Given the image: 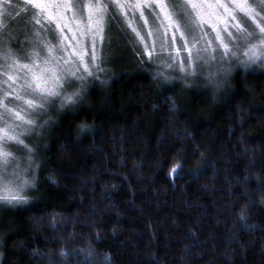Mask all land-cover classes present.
Here are the masks:
<instances>
[{
  "label": "trees",
  "instance_id": "1",
  "mask_svg": "<svg viewBox=\"0 0 264 264\" xmlns=\"http://www.w3.org/2000/svg\"><path fill=\"white\" fill-rule=\"evenodd\" d=\"M130 59L53 115L27 203L0 205L1 263L264 264V71L213 94Z\"/></svg>",
  "mask_w": 264,
  "mask_h": 264
},
{
  "label": "snow or ice",
  "instance_id": "2",
  "mask_svg": "<svg viewBox=\"0 0 264 264\" xmlns=\"http://www.w3.org/2000/svg\"><path fill=\"white\" fill-rule=\"evenodd\" d=\"M145 8L153 15L152 27ZM115 9L135 33L141 57L158 61L164 70L157 75L165 81L177 69L186 77L210 68L218 51L222 61L264 66V0H0V18L31 16L40 27L23 56L9 45L10 35L0 34V203H27L23 193L34 186L29 170L34 173L39 164L26 138L42 127L36 118L56 99L61 107L76 103L80 90L67 89L79 81L82 90L88 77L104 71L98 44ZM136 12L146 32L134 24ZM0 26L7 28L2 21ZM216 76L208 71L206 79L213 83ZM74 251L85 253L86 262L94 255L90 245ZM70 254L60 253L65 259ZM101 264H110V257Z\"/></svg>",
  "mask_w": 264,
  "mask_h": 264
},
{
  "label": "rangeland",
  "instance_id": "3",
  "mask_svg": "<svg viewBox=\"0 0 264 264\" xmlns=\"http://www.w3.org/2000/svg\"><path fill=\"white\" fill-rule=\"evenodd\" d=\"M13 3H16V0H12ZM107 2V0H105ZM129 2H134V0H129ZM145 18L149 21V27L153 26V15H150V10L148 8L143 9ZM129 12V19H132L131 10ZM116 17L114 19L108 20L107 25L105 27V36L102 43L98 44L97 54L101 57V68L104 71L96 73V77H88L86 81L83 83V89L81 90V83L79 81L76 82L73 88L67 89V94H71L77 90H80V96L75 97L76 103L68 104L64 107H61V101L56 99L55 102L46 108L44 113L37 117V123L42 125V127H37L32 133L29 138H26V143L29 144L30 147L34 149L33 152V160L38 164L37 161V151L35 148L39 145L42 139L45 137V133L47 128L53 121V115L55 112H60V110H70L77 107L85 100V96L89 88L93 84L99 85L100 88L106 87L108 85V77L118 69L123 70L126 67H130L132 60L130 59L131 53L135 52L139 61L144 66H149L147 70L154 72L153 76L155 80H161L164 82L160 76L157 75L158 71H163L164 69L159 66V62L156 63H146L147 57L144 56L143 58L140 55L141 45L138 43V40L135 36V33L131 31V28L125 22L122 15L119 14V9H115ZM136 19L134 20V24L142 30V32H146L148 29L143 27L144 21L139 18V12L135 13ZM2 24L7 25V28L0 26V34L7 33L12 37L9 40V45L13 49L14 52H17L19 55L23 56L25 50H31V41L35 38L34 34L37 31H40V27L35 25L32 21L31 16H23L16 17L15 13H12L11 18H0ZM43 34V33H42ZM70 36L71 33H68ZM4 38H7L5 36ZM50 38V37H49ZM179 43V41H178ZM186 55V53H184ZM216 62L209 68L205 66L203 69L198 70L195 75H189L184 77L182 73L179 72L177 69L176 71L171 73L172 81L171 83H181L186 86H199L206 89H209L210 92L213 94H218L222 89H224L233 74L238 71H256V70H263L264 66H262L259 62L255 64H250L247 67L243 65H239L237 61L233 60L230 63L225 60H220V52L218 51L216 54ZM243 58V57H242ZM87 59V57H86ZM219 69V71H217ZM208 71L217 72V76L215 77L213 83H209L206 79ZM92 80V81H91ZM181 81V82H180ZM222 84L223 87L216 90L215 85ZM53 121V122H52ZM19 155V153H18ZM27 163V161H24ZM38 172V168L35 169L34 173L32 170H29V179L33 180V176L36 177ZM33 183V182H32ZM30 187H27L24 191V195L31 190ZM7 204V203H0V205ZM11 206H19L21 204H8ZM0 264L1 263V256H0Z\"/></svg>",
  "mask_w": 264,
  "mask_h": 264
},
{
  "label": "clouds",
  "instance_id": "4",
  "mask_svg": "<svg viewBox=\"0 0 264 264\" xmlns=\"http://www.w3.org/2000/svg\"><path fill=\"white\" fill-rule=\"evenodd\" d=\"M222 87H223L222 84H217V85H215V88H216L217 91H219V89L222 88Z\"/></svg>",
  "mask_w": 264,
  "mask_h": 264
}]
</instances>
